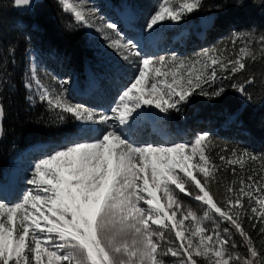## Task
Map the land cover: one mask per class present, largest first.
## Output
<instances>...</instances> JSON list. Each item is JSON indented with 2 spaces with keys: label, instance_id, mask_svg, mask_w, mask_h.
<instances>
[{
  "label": "snow or ice",
  "instance_id": "6c2138e0",
  "mask_svg": "<svg viewBox=\"0 0 264 264\" xmlns=\"http://www.w3.org/2000/svg\"><path fill=\"white\" fill-rule=\"evenodd\" d=\"M57 2L79 26L100 33L135 73L107 112H95L67 97V81L54 89L33 70L25 88L35 86L38 100L60 121L70 114L91 136L39 158L24 181L31 187L17 199L9 200L0 184V264H198L196 257L205 264H264V249L245 227L247 221L264 243V154L219 145L208 133L170 146L134 144L126 134L150 114L147 108L178 110L193 94L209 96L204 86L217 79L242 74L231 86L247 95L256 82L249 69L264 64V34H234L230 47L213 46L190 61L153 59L95 7L80 6L87 0ZM31 3L13 0L16 7ZM201 7L202 0L178 6L158 0L142 31L151 37L158 24L179 22ZM185 198L199 202L202 215ZM235 233L247 255L236 251Z\"/></svg>",
  "mask_w": 264,
  "mask_h": 264
},
{
  "label": "trees",
  "instance_id": "16d2710c",
  "mask_svg": "<svg viewBox=\"0 0 264 264\" xmlns=\"http://www.w3.org/2000/svg\"><path fill=\"white\" fill-rule=\"evenodd\" d=\"M114 1L128 5L133 2ZM134 12L140 19L138 9ZM204 13L217 16L209 30H202L199 25ZM186 16L188 22L198 24L188 37L179 41L182 51L190 50L188 54L213 46L230 47L234 34H264V0H202V7ZM199 33L203 35L199 37ZM30 50H35L39 60L54 72L75 74L83 80L88 69L105 72L88 43L85 30L71 14L61 10L57 0H41L33 11L24 15L13 5V0H0V99L5 117L4 137L0 143V177L20 152L37 143L67 139L70 127L75 128L77 124L68 114L60 121L56 111L50 110L46 103L37 101L30 105L28 89L24 86ZM248 75H254L256 82L247 86V95H241L231 86L242 82L243 75L238 74L232 81L217 79L206 89L209 96L193 94L189 102L180 105V112L170 109L166 123L176 126L179 142L191 143L198 134L208 133L219 145L264 154V64L253 65ZM98 87L96 100L110 101L115 97L110 85L104 89V81ZM220 87L225 89L223 95L211 96ZM180 130H184V134L180 135ZM165 142L172 145L176 140L170 138ZM245 227L252 233L255 246L264 249L257 231L251 229L247 221ZM234 239L239 245L236 250L247 255L238 233ZM196 259L198 264H205Z\"/></svg>",
  "mask_w": 264,
  "mask_h": 264
},
{
  "label": "rangeland",
  "instance_id": "374dc122",
  "mask_svg": "<svg viewBox=\"0 0 264 264\" xmlns=\"http://www.w3.org/2000/svg\"><path fill=\"white\" fill-rule=\"evenodd\" d=\"M70 3L74 0H69ZM162 2V0H161ZM181 0H170L173 6H178ZM158 0H133L131 4L124 2H115L114 0H87L86 3H82L80 6L87 8L89 5L95 7L98 10V14L103 18L105 23L114 22L119 26L120 31L130 40L135 41L140 46V51L148 57L153 59L166 58L171 59L176 57L178 60L190 61L195 59L197 54L203 50H197L192 54L182 51L183 48L179 46V41L182 38L188 37L192 33V29L198 27L195 22H188V17L185 14L184 18L179 22H173L165 20L158 24L157 31L154 32L151 37L142 31L143 25L147 18L157 10ZM138 9L140 19L136 17L135 10ZM99 23V21H97ZM85 30L88 43L93 49L97 59L104 65L105 72L101 73L88 69L86 71V80L81 79L75 74L71 73H58L48 69L42 61L39 60L38 54L35 50L28 52V68L26 80L31 79L33 70L44 85L51 88H59L62 81H67L66 94L67 97L74 103L81 104L95 112H107L113 105L115 98L120 91L128 85L133 74L135 73V67L129 66L122 59L114 53L113 50L105 46V41L101 38V34L95 31V29H89L83 27ZM199 33V37L202 36ZM135 59V57H133ZM104 81V89L110 85V89L115 94L114 98H110V101L101 102L95 99L96 92H99V84ZM212 85H205V89ZM109 89V90H110ZM29 103L33 106L38 100V91L33 87L29 91ZM31 97V99H30ZM148 115H144L141 120L133 127L131 133L126 131V134L130 135V139L134 144H153L160 146H170L167 139L176 140L175 143H180L178 133L175 131L176 126H170L166 122L169 119L168 113H159L154 107L146 109ZM180 112V105L178 110ZM70 116V114H68ZM166 116V119L164 117ZM77 122V121H76ZM96 127H101L97 125ZM71 134L69 137L63 138L61 141H49L37 143L33 146L26 148L14 157L7 169L0 177V184H2L3 190L6 191L5 195L9 200H15L18 198L19 193L26 188L31 187L24 183L28 173L31 170V166L42 156L51 152L54 148L68 143V141L83 140L90 138L91 134L85 136L81 132V125L77 122L75 128L70 127ZM184 130H180V135L184 134ZM194 140V139H193ZM187 144V143H186ZM9 189V191H7ZM186 203L197 212L198 215H202L203 208L199 202H193L185 198ZM187 223V222H186ZM208 226L211 227V223L208 222ZM155 227V226H153ZM221 227H225L223 224ZM238 251V250H236ZM240 252V251H239ZM202 261L203 258L196 257ZM47 259V258H45ZM165 259H177L173 257H166Z\"/></svg>",
  "mask_w": 264,
  "mask_h": 264
},
{
  "label": "water",
  "instance_id": "95a60500",
  "mask_svg": "<svg viewBox=\"0 0 264 264\" xmlns=\"http://www.w3.org/2000/svg\"><path fill=\"white\" fill-rule=\"evenodd\" d=\"M41 1V0H32V3L30 6H20L18 7L19 13L24 15V14H29L31 11H33V9L35 8L36 4ZM216 15L212 14L210 16H208V14L204 13L201 15L200 20H199V25L201 27L202 30H209L213 27L214 23H215V19H216ZM0 105H2L1 103V99H0ZM3 106V105H2ZM164 119H166V116L164 117ZM4 121H5V117H3V120L0 121V129H2V133H0V143L3 140L4 137Z\"/></svg>",
  "mask_w": 264,
  "mask_h": 264
},
{
  "label": "bare ground",
  "instance_id": "6f19581e",
  "mask_svg": "<svg viewBox=\"0 0 264 264\" xmlns=\"http://www.w3.org/2000/svg\"><path fill=\"white\" fill-rule=\"evenodd\" d=\"M7 191H9V189H7ZM4 192H6V191H4Z\"/></svg>",
  "mask_w": 264,
  "mask_h": 264
}]
</instances>
